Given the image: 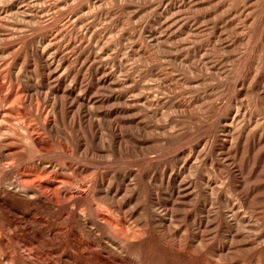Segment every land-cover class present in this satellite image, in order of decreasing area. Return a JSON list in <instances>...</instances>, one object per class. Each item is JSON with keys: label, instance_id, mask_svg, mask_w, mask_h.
Here are the masks:
<instances>
[{"label": "rangeland", "instance_id": "obj_1", "mask_svg": "<svg viewBox=\"0 0 264 264\" xmlns=\"http://www.w3.org/2000/svg\"><path fill=\"white\" fill-rule=\"evenodd\" d=\"M0 264H264V0H0Z\"/></svg>", "mask_w": 264, "mask_h": 264}]
</instances>
